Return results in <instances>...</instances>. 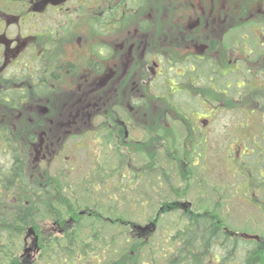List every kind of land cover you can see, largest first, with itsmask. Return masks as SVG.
I'll use <instances>...</instances> for the list:
<instances>
[{
  "label": "flooded vegetation",
  "instance_id": "obj_1",
  "mask_svg": "<svg viewBox=\"0 0 264 264\" xmlns=\"http://www.w3.org/2000/svg\"><path fill=\"white\" fill-rule=\"evenodd\" d=\"M160 7L0 0V152L9 159L0 169L23 168L32 180L38 159L50 165L84 130L129 170L115 152L142 144L139 136L159 140L162 126L175 135L163 112L180 122L184 138L206 139L216 110L264 108V0H184L165 19ZM182 106L205 112L184 114ZM258 167L264 179V164ZM250 177L255 190L262 183ZM252 196L264 200V191Z\"/></svg>",
  "mask_w": 264,
  "mask_h": 264
},
{
  "label": "rangeland",
  "instance_id": "obj_2",
  "mask_svg": "<svg viewBox=\"0 0 264 264\" xmlns=\"http://www.w3.org/2000/svg\"><path fill=\"white\" fill-rule=\"evenodd\" d=\"M157 3L161 6V10L158 11L162 19L171 17V15L175 16L176 12L184 6V0H146L149 9L147 12H150V7ZM36 109L37 107L34 106L33 115L41 116L42 113H36ZM179 109L184 114L192 109L205 112V108L202 107L182 106ZM206 109L210 110L211 107ZM243 110L246 112L244 113ZM262 110H264L263 107L257 108V113H251V108L248 107L216 110L211 125L206 129V131H211L208 133V137L191 140L185 139L179 131L180 122L171 120L170 114L165 115L163 112L162 123H165L169 129L168 124L170 123L174 127L176 136L169 134L166 130L162 131L159 140L154 139L152 135V151L145 153L144 157L139 155L133 146L123 148L122 156L120 155L121 151H114L129 163L130 169H134V172L137 173H140L141 170H137L136 166L144 164L143 158H146L145 163L149 159L154 160L153 156L151 157L152 154L161 164H146V167L149 166L150 169L157 171L158 177L154 179V186L147 184L145 187L146 182L140 181L136 186L134 184L130 188L124 186V190L118 193L120 196H115L110 192L115 187L112 184H117L118 180L116 179L114 182L110 178L113 175L121 177V171L110 169V165L114 166V162H111L114 155L110 156L107 152L111 148L105 146L103 140L92 137L93 134L86 133L84 130H80L83 135L79 134V137L70 139L66 147L60 148L62 154L57 159L50 161V165L38 159L37 163L40 166L37 167L36 174L41 176L46 173L58 177V182L64 187L59 192V198H64L65 201L67 199L72 203H76V200L84 201L83 205L87 203L89 208H98L103 217L111 214L113 216L114 212L122 213L119 216L126 218V222L129 223L125 226V238H129L131 243L132 236L138 237L140 244L138 248L131 249L129 264H176L179 257L188 258V264H213L212 262L216 260H212V256L209 254L204 256L201 251H191L188 248H186L187 250L180 249L179 239H173L177 227L182 224L178 225L177 222L182 217V213L213 210L223 221L222 225L233 233L237 232L238 240L247 239L252 234H258L264 239V200L260 199L261 192L264 191V179L257 170L258 165L264 164L261 162L264 160L261 159L264 158V115L262 116ZM246 121L249 123L247 127H245ZM82 129L86 128L82 127ZM244 130L253 133L245 135ZM217 133L221 134L217 136ZM81 138L84 139L81 140ZM148 138L146 136L144 139L143 136H139L135 139L147 140ZM156 140H158L157 149L154 148ZM173 143L174 147L171 146ZM194 148L199 153L195 152L189 165L184 163L183 167H187L188 173L192 174L189 175L188 181L183 182V178L179 177L178 159ZM8 164V157L0 152V165L4 167ZM253 165L257 168H252ZM6 170L0 169L1 178H4ZM132 170H126L125 177L127 179L132 175ZM250 173L262 183L255 190L252 182L249 183ZM132 184L133 182L129 185ZM256 192H258L257 198L260 201L255 200L252 196ZM0 196L4 200L9 199L7 194H3L1 182ZM164 200L170 201L176 209L165 211V207L169 203L161 202ZM84 207L78 208L76 212L80 213ZM115 207L118 210H114ZM156 214L158 219L155 218ZM49 223L50 220H45L41 225L45 228L47 225L49 226ZM104 223H98V235L101 236H98L99 240H104L105 237L106 241H110L109 243H112V240L116 241L114 239L119 236L123 227L113 225L111 222L109 223L112 225L108 222ZM31 228V231L35 232L33 230L35 228L33 226ZM117 242L119 243L116 244L118 247L116 254L128 250L130 243L123 239V235ZM114 246L109 245L110 248ZM242 248L245 247L241 241L235 254L232 252L233 261L231 264L242 259L243 253L240 250ZM213 251L217 252L216 246L213 247ZM19 253H23V251H19ZM182 253L185 254L182 255ZM259 264H264V255Z\"/></svg>",
  "mask_w": 264,
  "mask_h": 264
},
{
  "label": "trees",
  "instance_id": "obj_3",
  "mask_svg": "<svg viewBox=\"0 0 264 264\" xmlns=\"http://www.w3.org/2000/svg\"><path fill=\"white\" fill-rule=\"evenodd\" d=\"M226 108L233 107L227 106ZM164 130L166 128L162 126L161 131L164 132ZM80 134L83 135V133ZM83 139L81 138V140ZM151 142V138H148L142 144L133 147L137 151L141 149L145 154L152 151ZM171 146L174 147V143ZM195 152L199 153L194 148L181 157L178 155L181 158L178 159L179 177L183 178V182L188 181L189 175L192 174H189V169L183 165L184 163L190 164ZM152 156L154 162L149 159L147 163L160 164L157 158L158 163H156L155 155L152 154ZM20 163L22 164L21 161ZM147 163H144L145 170L140 173L129 168L133 172L128 179L125 177L126 170L121 167V163H114L113 167L110 165V169L113 171H121L120 178L114 175L110 178L114 182L118 179L117 184H112L115 187L110 192L115 196H120L118 193L124 190V186L130 188L134 184L136 186L140 181L146 182L145 187L147 184L154 186V179L158 177L157 171L150 169L149 166L146 167ZM254 166L252 168H257ZM257 170L260 172L259 167ZM259 174L262 175L261 172ZM125 180L127 181L124 182ZM0 182L3 194H7L9 197L4 200L0 196V264H129L131 249L140 246L138 237H131L129 232L128 235L132 242H129V238H125V226L129 223L126 222V218L119 216L122 213L114 212L113 216L111 214L103 217L98 208H89L87 203L83 205L84 201L76 200V205L68 199L65 201L64 198H59V192L64 187L58 182V177L55 175L44 173L37 176L35 174L31 180L23 168L14 167L12 170H6L4 178H1ZM131 182L133 184L129 185ZM161 202L169 203L166 205L165 211L176 209L170 201ZM82 206H85L81 210L82 213H77V209ZM114 210H118L117 207ZM45 220H50V223L49 226L43 228L41 224H44ZM99 222L101 224H105L104 222L110 224L109 222H111L113 225L123 227L122 232L114 239L116 241L112 240V243H109L110 241H106L105 237L104 240H99L98 236L101 237L98 235ZM177 223L178 225L182 224L177 227L173 239H179L180 249L187 250L186 248H188L191 251H201L204 256L209 254L212 256V260H216L212 262L213 264H231L233 261L232 252L235 254L241 241L245 247L240 249L243 257L233 264H259L263 258V238L261 240H254V238L238 240L237 232L233 233L222 225L223 221L213 210L182 213V217ZM31 226L35 228L33 230L36 233L29 231L32 229ZM122 235L130 245L128 244V250L116 254V249H118L116 244L119 243L117 241ZM30 244H37V247L35 249L32 247L33 249L28 252L25 251ZM108 244L115 246L110 248ZM214 246L217 247V252L213 251ZM19 251H23V253H19ZM187 260L188 258L179 257L176 264H188Z\"/></svg>",
  "mask_w": 264,
  "mask_h": 264
}]
</instances>
